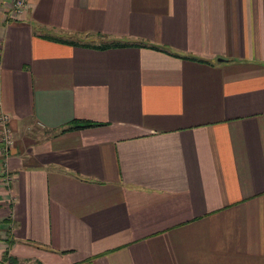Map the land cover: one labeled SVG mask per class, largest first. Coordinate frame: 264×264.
Segmentation results:
<instances>
[{
  "label": "crops",
  "instance_id": "crops-1",
  "mask_svg": "<svg viewBox=\"0 0 264 264\" xmlns=\"http://www.w3.org/2000/svg\"><path fill=\"white\" fill-rule=\"evenodd\" d=\"M9 4L0 264H264V0Z\"/></svg>",
  "mask_w": 264,
  "mask_h": 264
},
{
  "label": "built area",
  "instance_id": "built-area-1",
  "mask_svg": "<svg viewBox=\"0 0 264 264\" xmlns=\"http://www.w3.org/2000/svg\"><path fill=\"white\" fill-rule=\"evenodd\" d=\"M13 2V12L12 13H20L24 6H26V0H12ZM7 121H9V116L6 113H1L0 112V142L2 147H1V151L3 153H6L8 151L9 146H12V138H11V134L12 133V129L9 128ZM3 179H5L6 181H9L10 179V174H8L6 171L3 175Z\"/></svg>",
  "mask_w": 264,
  "mask_h": 264
},
{
  "label": "trees",
  "instance_id": "trees-1",
  "mask_svg": "<svg viewBox=\"0 0 264 264\" xmlns=\"http://www.w3.org/2000/svg\"><path fill=\"white\" fill-rule=\"evenodd\" d=\"M113 44H118V41H113L111 43H108V42H105V43H100V45H98L97 47H100V46H109V45H113ZM87 125L89 124V122H85V121H81L80 119L78 120H70L69 122L66 123V126L63 128V129H66V128H77L78 126H82V125ZM6 238H7V235H6ZM3 255L5 256V258H7V250L4 251ZM11 259V258H10Z\"/></svg>",
  "mask_w": 264,
  "mask_h": 264
},
{
  "label": "rangeland",
  "instance_id": "rangeland-1",
  "mask_svg": "<svg viewBox=\"0 0 264 264\" xmlns=\"http://www.w3.org/2000/svg\"><path fill=\"white\" fill-rule=\"evenodd\" d=\"M36 129H37V128H36ZM0 227H1V231H3L2 229L5 228L4 225H1ZM7 234H8V230H7V231H3V232L1 233V235H2V240H3V241L5 240V237H6ZM0 244H1L2 246H6L5 242H3V243L0 242ZM2 248H3V247H2ZM6 257H7V256H6ZM1 264H31V263L28 262L27 259H25V258H24V259H20L18 262L15 263L14 261H11L9 257L5 258V256H4L3 260L1 261ZM33 264H34V263H33Z\"/></svg>",
  "mask_w": 264,
  "mask_h": 264
},
{
  "label": "flooded vegetation",
  "instance_id": "flooded-vegetation-1",
  "mask_svg": "<svg viewBox=\"0 0 264 264\" xmlns=\"http://www.w3.org/2000/svg\"><path fill=\"white\" fill-rule=\"evenodd\" d=\"M9 2H10V4H9V6H10V8H9V11H11V12H13L14 10H13V2H12V0H9ZM0 134H1V131H0ZM11 134V138H12V141L14 140V132L12 131V133H10ZM14 142V141H13ZM2 143V142H1ZM13 144V143H12Z\"/></svg>",
  "mask_w": 264,
  "mask_h": 264
}]
</instances>
